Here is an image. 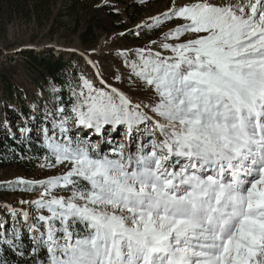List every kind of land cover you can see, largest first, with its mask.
Listing matches in <instances>:
<instances>
[{
    "label": "snow or ice",
    "instance_id": "snow-or-ice-1",
    "mask_svg": "<svg viewBox=\"0 0 264 264\" xmlns=\"http://www.w3.org/2000/svg\"><path fill=\"white\" fill-rule=\"evenodd\" d=\"M150 20L182 23L116 53L126 90L53 86L39 167L66 170L13 182L39 193L4 205L15 264H264V0H172Z\"/></svg>",
    "mask_w": 264,
    "mask_h": 264
},
{
    "label": "rangeland",
    "instance_id": "rangeland-1",
    "mask_svg": "<svg viewBox=\"0 0 264 264\" xmlns=\"http://www.w3.org/2000/svg\"><path fill=\"white\" fill-rule=\"evenodd\" d=\"M71 0H0V70L7 71L11 82L5 83V90L11 87L13 102L11 108V128L17 137L42 138L39 135L40 128L46 126L45 109L52 108V87L43 89L39 86L37 76L30 69L23 51L34 50L36 52L51 50L55 56L65 50L66 61V91L70 100V86H75L81 76L93 81L96 87H104L101 78L115 87L127 89V84H121L115 80L117 68H122L121 59L116 55L118 51L125 49H139L145 46L155 48L151 41H159L170 28L176 27L182 21L172 20L159 28L138 29L137 25L144 22L151 23L150 17L158 16L165 12L172 4V0H81L75 8L70 6ZM178 4L186 0H176ZM233 3L236 0H232ZM17 3V5H16ZM44 5L38 11L35 7ZM106 5L120 14L119 21L124 27L112 31L95 28L93 34L85 33L88 15L96 12L100 15L102 6ZM128 9V10H127ZM139 31V35L135 33ZM158 50V49H157ZM96 61L101 77L97 76V68L89 61ZM17 67L16 71H12ZM75 71L73 76L71 72ZM62 86L58 85L56 89ZM17 94L21 95L18 100ZM9 99L8 91H0V116L3 117L2 101ZM22 101V102H21ZM29 110L30 126H25L18 113L23 104ZM50 126V125H49ZM31 129L30 132H22L21 129ZM112 138L124 142V136L112 133ZM95 141L97 138L92 137ZM104 148L103 140L98 141ZM43 158V157H42ZM28 171L18 170L14 167H0V231L8 232L12 225V216L4 205H10L16 209L33 211L31 205H22L21 200H34L38 198V192H26L15 189L17 178L26 180H44L48 177L59 176L65 171L64 165L55 168H41L43 159ZM60 195H69L68 192H60ZM35 214V213H34ZM47 215V212L44 213ZM23 230V229H22ZM2 246H0L1 249ZM4 247H7L5 245ZM1 252V250H0Z\"/></svg>",
    "mask_w": 264,
    "mask_h": 264
},
{
    "label": "trees",
    "instance_id": "trees-1",
    "mask_svg": "<svg viewBox=\"0 0 264 264\" xmlns=\"http://www.w3.org/2000/svg\"><path fill=\"white\" fill-rule=\"evenodd\" d=\"M81 2V0H71L70 6L75 8V6ZM17 5V3H16ZM42 3L41 7L36 6L35 8L39 11L40 8H43ZM128 10V9H127ZM120 14L115 12L113 9H109L106 5L102 6L100 15L96 12L89 14L88 19H85V33L87 36L95 32V28H101L105 31H112L124 27V23L119 21ZM65 50L61 51L59 56H55L51 50L46 51H34L26 50L23 51V55L27 59L28 67L33 69L36 74V78L39 82V86L43 89H46L48 86L58 85L62 88L57 89L56 95L61 99L67 102L69 98L66 91V61L64 60ZM12 71H16L17 67H13ZM75 71L71 72L73 76ZM10 74L5 70H0V91H8L9 99L2 101V112L3 117L0 116V167H14L18 170L28 171L36 165L46 153L45 149L41 146V139L39 138H26L22 139L17 137L16 134L12 131L11 128V113L14 110L11 108V103L13 102V92L11 87L8 90H5V83H10ZM18 100H21V95L17 94ZM22 102V101H21ZM23 104V103H22ZM21 111L18 113L19 117L22 119L23 124L27 127L30 126L29 123V108L24 104L21 106ZM23 231V230H22ZM24 244L28 245L27 236H24ZM5 245H2L0 255H3L6 259L14 262L18 257L12 251H3Z\"/></svg>",
    "mask_w": 264,
    "mask_h": 264
}]
</instances>
